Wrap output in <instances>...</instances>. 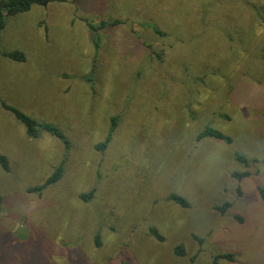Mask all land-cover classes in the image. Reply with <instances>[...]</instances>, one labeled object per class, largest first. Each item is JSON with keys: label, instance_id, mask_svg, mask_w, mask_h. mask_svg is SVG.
<instances>
[{"label": "rangeland", "instance_id": "obj_1", "mask_svg": "<svg viewBox=\"0 0 264 264\" xmlns=\"http://www.w3.org/2000/svg\"><path fill=\"white\" fill-rule=\"evenodd\" d=\"M49 1L0 31V52L25 57L0 56V264H264V0H161L164 37L139 21L153 0ZM208 128L230 143L197 141Z\"/></svg>", "mask_w": 264, "mask_h": 264}, {"label": "trees", "instance_id": "obj_2", "mask_svg": "<svg viewBox=\"0 0 264 264\" xmlns=\"http://www.w3.org/2000/svg\"><path fill=\"white\" fill-rule=\"evenodd\" d=\"M50 1L49 0H0V31L2 29H4L5 26V19L8 17H18L24 13H27L30 11V9L37 5V6H46ZM159 2H161V0L157 1V0H153V11L148 9L144 2H142V7H141V18H140V22L143 23L142 25H145L146 27L150 28L153 30V32L161 37L165 36V32L163 31V29L159 26H157V22L156 20L153 22L150 20V17L155 15V17H153L154 19H158V16L161 15L160 13H163L162 11V6L160 3L159 6ZM253 12L254 15L256 16L257 19L262 20V16L261 13L259 12V10L253 5ZM151 15V16H150ZM128 20H126L127 22ZM121 22V20L117 19L115 21H109L104 22L101 21L99 23V25L97 27H92L89 26L91 31L93 33L96 34V32H100L101 30H104L106 28H113L116 25H119ZM149 23H153V25L149 24ZM0 56H4L12 61H16V62H24L25 61V57L21 52L15 51V52H9V53H3L0 52ZM3 108L9 112H11L13 114V116L15 117V119L17 121H19L23 127L25 128L27 137L30 139H39L40 136L42 134H48L58 140H60L64 146V150H65V156L69 153V149H70V144L69 142L65 139L63 133L60 131L59 128H57L54 125L51 124H39L36 121H34L32 118L24 115L23 113H21L20 111L11 108L9 106H6L3 104ZM116 118L112 120L111 126L109 127V134L106 136V138L104 139L103 142L98 143L97 145H95L94 149L97 152H104L110 141H111V136L112 133L114 132V130L116 129ZM204 138H212V139H216V140H220V141H225L227 143H230L229 138L223 136L220 132L212 130V129H204L202 132H200L197 137L196 140L197 141H201ZM237 159L243 163L246 164V160L240 156L237 155L236 156ZM64 164L65 161L64 159L58 164V166H56L53 170L52 175L40 186H36V187H32V188H28L27 189V193H34V194H38L40 195L41 192L57 183L63 176L64 173ZM0 168L4 171V172H9L10 171V167H9V163L8 160L5 156L0 155ZM236 180L240 181L243 178H246L249 176V173H234L232 175ZM94 192L90 191L87 194H82L80 195V200L82 202H88L92 196H93ZM258 194L260 196V199L262 201V203L264 204V189L263 188H258ZM237 195L238 197L241 196V190L240 188H237ZM170 201L184 207V208H188L189 204H187V202L182 198L179 197L177 195H170L169 196ZM2 202H3V198L0 195V209L2 206ZM231 207V204H224L221 207H214L215 210H217L219 213L224 214L229 208ZM234 219L238 222H242V219L238 216H235ZM150 234L152 236H154L158 241L163 242V238L158 235V233L156 232V230L151 229L150 230ZM96 243L99 245V242L96 241ZM179 252L182 250V247L178 248ZM178 251H176V253H178ZM220 259H227L229 261L233 260V256L232 255H226V256H215L213 258V264H218V261Z\"/></svg>", "mask_w": 264, "mask_h": 264}]
</instances>
